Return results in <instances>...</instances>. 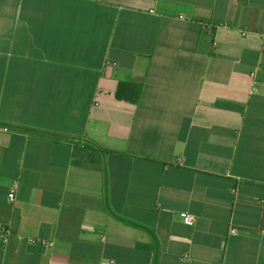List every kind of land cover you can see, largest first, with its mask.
I'll return each mask as SVG.
<instances>
[{
	"label": "crops",
	"instance_id": "crops-1",
	"mask_svg": "<svg viewBox=\"0 0 264 264\" xmlns=\"http://www.w3.org/2000/svg\"><path fill=\"white\" fill-rule=\"evenodd\" d=\"M110 262L264 264V0H0V264Z\"/></svg>",
	"mask_w": 264,
	"mask_h": 264
},
{
	"label": "trees",
	"instance_id": "trees-1",
	"mask_svg": "<svg viewBox=\"0 0 264 264\" xmlns=\"http://www.w3.org/2000/svg\"><path fill=\"white\" fill-rule=\"evenodd\" d=\"M125 88H127V90H124ZM126 92H128V97L126 98ZM139 95V87L138 85L131 83V82H120L118 83V87H117V92H116V96L119 100H124V101H134V99H136ZM90 146H84L83 148H78L76 147L75 149V154L81 150V151H89L90 150ZM102 153H106L105 150L102 151ZM101 170V169H100Z\"/></svg>",
	"mask_w": 264,
	"mask_h": 264
},
{
	"label": "built area",
	"instance_id": "built-area-1",
	"mask_svg": "<svg viewBox=\"0 0 264 264\" xmlns=\"http://www.w3.org/2000/svg\"><path fill=\"white\" fill-rule=\"evenodd\" d=\"M15 188H16V184L14 185L13 190L9 193L8 198L10 202H14L15 200ZM179 217L181 219V221L189 226L192 227L194 226L195 222H196V218L195 216L191 215V214H187V213H180ZM231 233H235V230H232ZM29 242H34V240H28ZM43 245H46L44 241L41 242ZM112 262H110L111 264Z\"/></svg>",
	"mask_w": 264,
	"mask_h": 264
}]
</instances>
